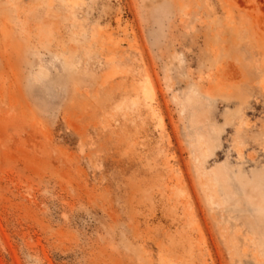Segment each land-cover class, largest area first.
Segmentation results:
<instances>
[{
    "label": "rangeland",
    "instance_id": "obj_1",
    "mask_svg": "<svg viewBox=\"0 0 264 264\" xmlns=\"http://www.w3.org/2000/svg\"><path fill=\"white\" fill-rule=\"evenodd\" d=\"M0 264H264V0H0Z\"/></svg>",
    "mask_w": 264,
    "mask_h": 264
}]
</instances>
